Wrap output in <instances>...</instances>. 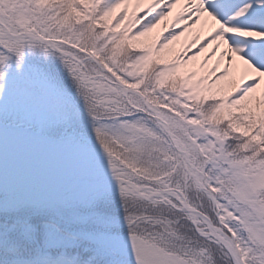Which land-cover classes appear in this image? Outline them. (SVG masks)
Here are the masks:
<instances>
[{
    "label": "snow or ice",
    "instance_id": "1",
    "mask_svg": "<svg viewBox=\"0 0 264 264\" xmlns=\"http://www.w3.org/2000/svg\"><path fill=\"white\" fill-rule=\"evenodd\" d=\"M0 264H264V0H0Z\"/></svg>",
    "mask_w": 264,
    "mask_h": 264
}]
</instances>
